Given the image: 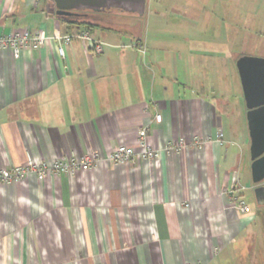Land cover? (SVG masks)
Wrapping results in <instances>:
<instances>
[{"label":"crops","instance_id":"crops-1","mask_svg":"<svg viewBox=\"0 0 264 264\" xmlns=\"http://www.w3.org/2000/svg\"><path fill=\"white\" fill-rule=\"evenodd\" d=\"M146 1L143 17L80 14L98 26L96 54L63 45L85 31L53 0H0V38L51 37L18 59L0 50V171L101 158L74 175L0 180V264H264V203L244 196L264 180H252L237 65L264 60V0ZM143 130L155 160L113 163Z\"/></svg>","mask_w":264,"mask_h":264},{"label":"built area","instance_id":"built-area-1","mask_svg":"<svg viewBox=\"0 0 264 264\" xmlns=\"http://www.w3.org/2000/svg\"><path fill=\"white\" fill-rule=\"evenodd\" d=\"M50 39L51 37L42 31H27L23 34L15 33L13 35L0 38V50H10L13 53L14 58L18 59L22 50L44 47L49 43ZM73 39H79L90 43L96 54H101L103 52V44L94 40L88 32L65 36L62 38V43L64 46H67ZM59 53L61 56H64V47L59 48ZM156 120L160 122L162 117L157 115ZM219 136L221 137L222 135ZM204 145L205 141L200 139L193 142V147L198 149H203ZM183 147H185L183 141L173 142L167 146V151L169 153H179ZM156 157L157 153L147 143L146 131L143 130L140 133L137 148L120 145L114 150L111 156V161L116 164L125 165L131 163L134 159L154 161ZM100 160V155L98 153H93L83 157L75 156L62 161H55L48 165L38 166L32 159L29 158L25 167L0 171V180L12 184L20 182V180H22L26 175L31 174H36L38 179L41 181L52 173L74 175L79 171L92 169L100 162ZM239 207L243 213H249V208L243 201L240 202Z\"/></svg>","mask_w":264,"mask_h":264},{"label":"water","instance_id":"water-1","mask_svg":"<svg viewBox=\"0 0 264 264\" xmlns=\"http://www.w3.org/2000/svg\"><path fill=\"white\" fill-rule=\"evenodd\" d=\"M59 17H78L82 12L96 14L112 9L143 17L146 0H53ZM238 69L247 103V120L250 133L252 180L258 184L264 180V60L242 58ZM258 203H264V187L255 189Z\"/></svg>","mask_w":264,"mask_h":264},{"label":"trees","instance_id":"trees-1","mask_svg":"<svg viewBox=\"0 0 264 264\" xmlns=\"http://www.w3.org/2000/svg\"><path fill=\"white\" fill-rule=\"evenodd\" d=\"M114 12H120V11H114ZM106 13H110L106 12ZM82 15V14H81ZM78 16L77 18H73V17H63V19L61 20V22L63 24H65L67 26V28H70V30H72V28L77 27L78 29H83L85 32H88L89 34H92L94 32V30L98 27L96 24L92 23V22H88L85 19H81L82 16Z\"/></svg>","mask_w":264,"mask_h":264},{"label":"rangeland","instance_id":"rangeland-1","mask_svg":"<svg viewBox=\"0 0 264 264\" xmlns=\"http://www.w3.org/2000/svg\"><path fill=\"white\" fill-rule=\"evenodd\" d=\"M250 157L251 156H250V152H249L248 158L250 159ZM244 196H245V200H246L247 204H249L251 207H258L256 204V201H255V196H254L253 191L245 192Z\"/></svg>","mask_w":264,"mask_h":264}]
</instances>
